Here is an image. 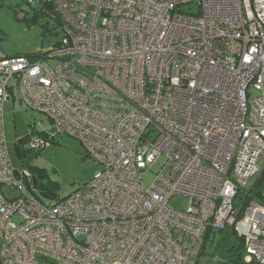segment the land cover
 Wrapping results in <instances>:
<instances>
[{
    "label": "built area",
    "instance_id": "obj_1",
    "mask_svg": "<svg viewBox=\"0 0 264 264\" xmlns=\"http://www.w3.org/2000/svg\"><path fill=\"white\" fill-rule=\"evenodd\" d=\"M41 6L57 41L31 57L0 49V264H197L206 236L226 231L264 264V182L249 193L264 169V0ZM16 98L52 126L30 128L22 146L67 134L102 166L55 204L11 158Z\"/></svg>",
    "mask_w": 264,
    "mask_h": 264
},
{
    "label": "rangeland",
    "instance_id": "obj_2",
    "mask_svg": "<svg viewBox=\"0 0 264 264\" xmlns=\"http://www.w3.org/2000/svg\"><path fill=\"white\" fill-rule=\"evenodd\" d=\"M45 0H35L33 6L23 4L21 0H0V49L7 57L33 56L41 50L49 49L58 39L60 27L54 19L43 12L41 3ZM41 10L37 13L36 10ZM198 13V7L192 5L183 10ZM25 14L26 18H20ZM30 128L50 131L52 126L48 118L38 112L28 109L19 103L18 99L6 104L5 133L11 158L17 168L29 169L47 190L58 196L57 201L47 202L52 205L70 196L82 186L89 183L101 171L100 163L87 155L80 140L70 136H59L37 156L31 154L20 158L17 144L26 139ZM161 159L159 164L162 165ZM160 166L144 172L141 179L146 187H151ZM39 193V190H36ZM171 207L178 211H186L189 199L175 196L170 201ZM1 245V241H0ZM225 249V248H224ZM223 258L221 260H216ZM238 261V260H236ZM199 264H249L244 255L239 262H231L226 254L220 250L206 248V254L199 260ZM257 264V263H250Z\"/></svg>",
    "mask_w": 264,
    "mask_h": 264
},
{
    "label": "trees",
    "instance_id": "obj_3",
    "mask_svg": "<svg viewBox=\"0 0 264 264\" xmlns=\"http://www.w3.org/2000/svg\"><path fill=\"white\" fill-rule=\"evenodd\" d=\"M42 9H44V8H42ZM41 10L38 9L36 11H37V13H39V12H41ZM23 142H25V139L17 144V150H18V154H19L20 158H25L31 154H34L35 156H37L42 151L41 150V151H37V152H31L28 149H26L25 146H22ZM42 188L46 189L44 186H42ZM256 197H258V196H256ZM207 247L213 248L214 252H217L218 250H220L221 255L222 254L228 255L229 258L231 259V262H235V263H238L239 258L244 255L243 254V242H242V240L237 238V236L231 231H226V232L217 233V234L216 233L215 234L209 233L206 236L205 243L203 246V251L201 253L200 258L206 254V248ZM200 258H199V260H200ZM199 260H198L197 264H199ZM216 260H221L223 262V260H225V259L218 258ZM236 260H238V261H236Z\"/></svg>",
    "mask_w": 264,
    "mask_h": 264
},
{
    "label": "water",
    "instance_id": "obj_4",
    "mask_svg": "<svg viewBox=\"0 0 264 264\" xmlns=\"http://www.w3.org/2000/svg\"><path fill=\"white\" fill-rule=\"evenodd\" d=\"M263 182H264V169L261 173L260 179L252 186L249 193H252L253 191H257ZM33 183H34V188L36 190H38L39 189V181H38L36 176L33 178ZM38 194L44 201H47V202L53 203V202L57 201V199H58V196L55 194H48V193H44V192H39Z\"/></svg>",
    "mask_w": 264,
    "mask_h": 264
},
{
    "label": "flooded vegetation",
    "instance_id": "obj_5",
    "mask_svg": "<svg viewBox=\"0 0 264 264\" xmlns=\"http://www.w3.org/2000/svg\"><path fill=\"white\" fill-rule=\"evenodd\" d=\"M38 190H39V192H44V193H48V194L52 193L49 190L42 188V185L40 183H39V189Z\"/></svg>",
    "mask_w": 264,
    "mask_h": 264
}]
</instances>
